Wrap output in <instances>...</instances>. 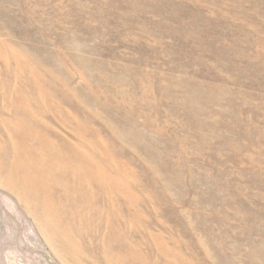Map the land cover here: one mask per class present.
<instances>
[{"label":"rangeland","instance_id":"obj_1","mask_svg":"<svg viewBox=\"0 0 264 264\" xmlns=\"http://www.w3.org/2000/svg\"><path fill=\"white\" fill-rule=\"evenodd\" d=\"M0 264H264V0H0Z\"/></svg>","mask_w":264,"mask_h":264}]
</instances>
